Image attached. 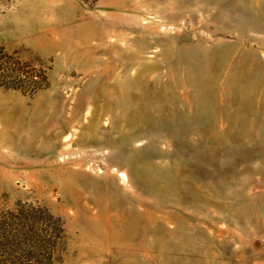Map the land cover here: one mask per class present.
<instances>
[{
  "label": "rangeland",
  "instance_id": "374dc122",
  "mask_svg": "<svg viewBox=\"0 0 264 264\" xmlns=\"http://www.w3.org/2000/svg\"><path fill=\"white\" fill-rule=\"evenodd\" d=\"M0 264H264V0H0Z\"/></svg>",
  "mask_w": 264,
  "mask_h": 264
}]
</instances>
